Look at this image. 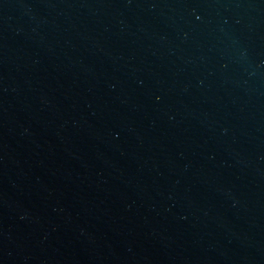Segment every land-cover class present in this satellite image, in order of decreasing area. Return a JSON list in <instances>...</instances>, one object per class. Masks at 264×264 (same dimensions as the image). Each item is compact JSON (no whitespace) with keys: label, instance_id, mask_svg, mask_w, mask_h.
I'll list each match as a JSON object with an SVG mask.
<instances>
[{"label":"water","instance_id":"obj_1","mask_svg":"<svg viewBox=\"0 0 264 264\" xmlns=\"http://www.w3.org/2000/svg\"><path fill=\"white\" fill-rule=\"evenodd\" d=\"M0 264H264V0H0Z\"/></svg>","mask_w":264,"mask_h":264}]
</instances>
